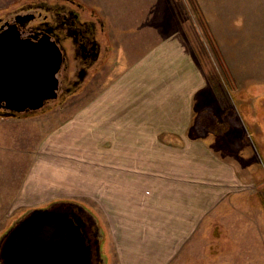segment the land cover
I'll list each match as a JSON object with an SVG mask.
<instances>
[{
  "label": "crops",
  "instance_id": "crops-1",
  "mask_svg": "<svg viewBox=\"0 0 264 264\" xmlns=\"http://www.w3.org/2000/svg\"><path fill=\"white\" fill-rule=\"evenodd\" d=\"M121 40L108 36L118 65L94 76L87 99L0 116V216L80 205L102 227L108 264H264V179L235 132L207 127L221 104L210 111L218 96L187 35L146 43L135 59L116 52Z\"/></svg>",
  "mask_w": 264,
  "mask_h": 264
},
{
  "label": "rangeland",
  "instance_id": "rangeland-1",
  "mask_svg": "<svg viewBox=\"0 0 264 264\" xmlns=\"http://www.w3.org/2000/svg\"><path fill=\"white\" fill-rule=\"evenodd\" d=\"M58 1L68 6H77L87 16L93 14L100 18L104 27V34L101 37H105V44L108 45V36L111 41L115 38L117 43L118 40L125 38L124 41L121 40V47L116 46L118 48L116 52L119 54L125 49L131 53V59L144 53L146 43L150 44L160 37L169 38L183 31L194 48L195 60L216 91L218 99L214 96L212 102L216 99L221 104L217 115H210L207 127L212 132L216 129L221 133L230 131L227 133L228 136L232 134L231 131L235 132L230 137L234 138L236 149L244 151L240 152L243 162L250 165L257 163L256 175L260 180L264 179V0ZM53 2L55 0H0V21L13 17L17 11L22 15L25 13L44 15L46 6H31V3L48 5ZM140 2L142 5L150 2L146 12L136 10ZM111 47L109 46L108 54L112 53ZM108 54L95 69L94 75L78 90L79 92H72L62 99L51 100L56 101L49 103L46 111L57 108L68 100L87 99L92 92L88 87L91 81L95 79L93 83H97L94 76L103 69L110 70V73L116 71L118 61L113 60L114 55L111 54L110 57ZM101 74L103 77L99 78V85L105 83L108 78L107 72ZM83 90V95H80ZM76 93L79 95L76 96ZM200 100L198 98V101ZM214 107L215 102L211 104L210 111ZM40 112L44 111L38 113ZM29 115L0 114L2 117ZM217 116L223 120L219 126L216 125ZM250 149L255 152H248ZM54 202L65 203L55 200L39 207L4 206L2 217L0 216V238L28 213L39 208L57 206L52 205ZM11 210L16 213H12ZM98 226L102 264H108L109 255L102 247V227L100 224Z\"/></svg>",
  "mask_w": 264,
  "mask_h": 264
},
{
  "label": "water",
  "instance_id": "water-1",
  "mask_svg": "<svg viewBox=\"0 0 264 264\" xmlns=\"http://www.w3.org/2000/svg\"><path fill=\"white\" fill-rule=\"evenodd\" d=\"M34 17L35 14H17L14 21L0 26L2 115L45 111L48 101L59 97L63 51L49 33L24 36L23 27ZM58 206L35 209L9 228L0 238V264H91V246L78 227L67 216L51 215L50 210ZM33 215L37 216L30 218ZM31 227L34 235L17 246L14 242L21 231ZM97 227L100 229L98 224Z\"/></svg>",
  "mask_w": 264,
  "mask_h": 264
},
{
  "label": "flooded vegetation",
  "instance_id": "flooded-vegetation-1",
  "mask_svg": "<svg viewBox=\"0 0 264 264\" xmlns=\"http://www.w3.org/2000/svg\"><path fill=\"white\" fill-rule=\"evenodd\" d=\"M46 6V14H35L24 29V36L39 34L42 36L49 33L59 44L63 51L64 60L58 73L59 78V97L65 98L68 94L78 91L94 75L95 69L106 58L109 46L105 44V37H101L103 32V23L100 18L93 14L87 16L83 10L74 6H68L55 0L53 4L31 6ZM36 8V7H35ZM38 8V7H37ZM17 11L13 17L0 21L3 23L14 21ZM56 101V100H55ZM48 101V103L55 102ZM51 215L67 216V220L78 227L80 233L86 237V243L91 246V264H102L100 231L97 222L90 211L82 206L73 203H61L58 208L50 210ZM33 215L30 218H34ZM45 228V226H42ZM33 227L28 228L26 232L21 231L18 241L21 244L23 240H29L28 237L34 235ZM18 234V232H17ZM20 238H24L21 239Z\"/></svg>",
  "mask_w": 264,
  "mask_h": 264
},
{
  "label": "trees",
  "instance_id": "trees-1",
  "mask_svg": "<svg viewBox=\"0 0 264 264\" xmlns=\"http://www.w3.org/2000/svg\"><path fill=\"white\" fill-rule=\"evenodd\" d=\"M55 204H56V205H58V204H59V202H54V203H52V205H55ZM52 205H51V206H52Z\"/></svg>",
  "mask_w": 264,
  "mask_h": 264
}]
</instances>
